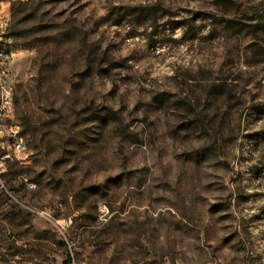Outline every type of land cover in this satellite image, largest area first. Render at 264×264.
<instances>
[{
	"label": "rangeland",
	"instance_id": "rangeland-1",
	"mask_svg": "<svg viewBox=\"0 0 264 264\" xmlns=\"http://www.w3.org/2000/svg\"><path fill=\"white\" fill-rule=\"evenodd\" d=\"M3 8L0 264H264V0Z\"/></svg>",
	"mask_w": 264,
	"mask_h": 264
},
{
	"label": "built area",
	"instance_id": "built-area-1",
	"mask_svg": "<svg viewBox=\"0 0 264 264\" xmlns=\"http://www.w3.org/2000/svg\"><path fill=\"white\" fill-rule=\"evenodd\" d=\"M9 0H0V42L7 43V50L0 51V100H5L6 111L0 115V174L5 170L6 163L15 158L21 157L27 153L21 142L22 128L19 123L14 120L12 115L11 94L14 93L9 83L10 67L13 63L15 52L9 46L12 42L10 35V14L3 8L4 2ZM69 225L65 219L59 223V229H63Z\"/></svg>",
	"mask_w": 264,
	"mask_h": 264
},
{
	"label": "bare ground",
	"instance_id": "bare-ground-1",
	"mask_svg": "<svg viewBox=\"0 0 264 264\" xmlns=\"http://www.w3.org/2000/svg\"><path fill=\"white\" fill-rule=\"evenodd\" d=\"M2 43H4L6 48H0V51L7 50V43L6 42H2ZM11 103H12V105H14V103H15L13 93L11 94ZM5 111H6V102H5V100H0V115H2V112H5ZM14 111H15V105L12 107V115H14ZM19 128H22L20 123H19ZM21 142H22L24 149H26V151H27L28 150V144H27L26 140L23 138V133L21 135Z\"/></svg>",
	"mask_w": 264,
	"mask_h": 264
}]
</instances>
